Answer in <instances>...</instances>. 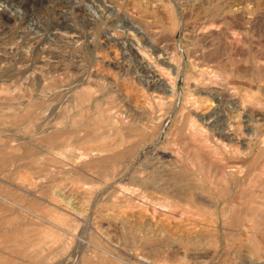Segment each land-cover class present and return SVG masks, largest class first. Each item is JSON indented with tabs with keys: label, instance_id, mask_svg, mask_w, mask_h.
Instances as JSON below:
<instances>
[{
	"label": "rangeland",
	"instance_id": "rangeland-1",
	"mask_svg": "<svg viewBox=\"0 0 264 264\" xmlns=\"http://www.w3.org/2000/svg\"><path fill=\"white\" fill-rule=\"evenodd\" d=\"M0 264H264V0H0Z\"/></svg>",
	"mask_w": 264,
	"mask_h": 264
},
{
	"label": "bare ground",
	"instance_id": "bare-ground-1",
	"mask_svg": "<svg viewBox=\"0 0 264 264\" xmlns=\"http://www.w3.org/2000/svg\"><path fill=\"white\" fill-rule=\"evenodd\" d=\"M233 36V35H232ZM125 44V42H124ZM143 65V64H142ZM144 67L146 68V70L150 71L152 74H154V71H155V68H150L149 65H145L144 64ZM177 70V69H176ZM159 79L162 80V82H159ZM152 84L154 85V88H156L157 90L160 89L162 92H168V93H173L175 91V86L174 84H168L167 82H165L163 79H161V77L159 78H156V80H154L152 82ZM220 135V134H219ZM154 175L157 176V177H154L156 182L158 180H161V177L159 178L158 176V172H155L154 171ZM172 179V178H171ZM171 179L167 178L165 180H162V184L160 185L159 189L160 190H165V184H169V185H172L173 183L171 182ZM157 188V187H156Z\"/></svg>",
	"mask_w": 264,
	"mask_h": 264
}]
</instances>
